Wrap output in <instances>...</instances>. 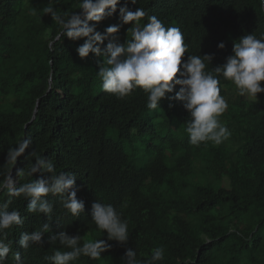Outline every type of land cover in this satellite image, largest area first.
Masks as SVG:
<instances>
[{
  "label": "trees",
  "instance_id": "obj_1",
  "mask_svg": "<svg viewBox=\"0 0 264 264\" xmlns=\"http://www.w3.org/2000/svg\"><path fill=\"white\" fill-rule=\"evenodd\" d=\"M127 2L130 10L142 7L166 26H178L188 54H213V68L225 63L242 36L264 33L260 0ZM48 3L0 0V166L9 148L29 138V151L52 159L57 172L76 176L77 198L85 210L72 217L59 197H49L51 217L32 214L28 201L0 191V203L8 202L9 210L18 209L23 218L10 230L13 252L5 264H15L17 251L22 264H47L44 256L60 247L51 237L61 231L79 232L85 241L106 239L91 222L96 200L122 213L130 239L125 246L109 241L112 248L102 259L81 257L74 264H123L128 249L147 260L158 246L165 248L162 264H264V94H258V102L239 95L231 101L235 87L222 80L221 95L229 108L220 119L232 132L230 144L193 146L184 131L188 113L181 103L164 99L160 108L150 110L142 90L125 99L102 91L101 58L81 59L76 48L83 40H55L59 26L42 12ZM73 4L54 0L55 7L69 13ZM118 16L103 21L97 31L118 24ZM128 27L121 28V42ZM32 160L22 157L16 167L27 168ZM197 164L204 165L202 181L193 171ZM219 170L226 174V188ZM44 224H50L51 233L43 243L21 249V233Z\"/></svg>",
  "mask_w": 264,
  "mask_h": 264
},
{
  "label": "clouds",
  "instance_id": "obj_2",
  "mask_svg": "<svg viewBox=\"0 0 264 264\" xmlns=\"http://www.w3.org/2000/svg\"><path fill=\"white\" fill-rule=\"evenodd\" d=\"M264 4V0H260ZM136 4L137 0H131ZM74 11H61L49 0L42 9L59 26L55 40L64 37L70 41L83 40L76 48L81 59L90 54L101 58L97 76L102 91L125 99L134 91L142 90L146 96V107L156 110L164 99L183 105L188 119L183 124L188 142L193 146L212 142L220 145L229 140L231 130L221 121L229 108L221 95V81L234 85L240 97L258 102V94H264V33L255 32L242 36L234 43L233 51L222 65L212 67L213 54H188L189 44L178 26H166L155 15L149 16L142 7L130 10L128 2L121 0H74ZM119 13V23L108 26L103 33L97 31L105 20ZM145 17L147 21L145 22ZM128 25L126 39L121 42V28ZM105 42H107L105 44ZM224 43L218 45L219 49ZM185 54L187 57L185 58ZM175 95H169L174 92ZM171 106V105H170ZM31 140L22 139L8 149L5 163L0 166V191L6 190L9 197L28 201L27 211L51 217L54 202L49 197H59L60 206L72 217H79L85 210L83 200L77 198L76 176L57 172L52 159L29 151ZM33 160L27 168H17L21 158ZM15 168V173L13 169ZM42 177L33 180L36 173ZM23 178L24 182H19ZM91 222L96 229L106 234V239L85 241L77 232L70 235L61 231L51 237L60 247L45 255L47 264H74L81 257L91 260L102 259V254L111 250L109 241L127 245L129 225L122 213L111 204L96 200L91 205ZM23 224L18 209L9 210L8 202L0 203V264H5L13 252L9 233ZM46 233H51L50 224L32 232H23L19 247L28 250L41 245ZM15 264H22L20 252L13 253ZM165 259L164 246L154 247L150 259L141 260L136 250L128 249L123 264H162Z\"/></svg>",
  "mask_w": 264,
  "mask_h": 264
},
{
  "label": "rangeland",
  "instance_id": "obj_3",
  "mask_svg": "<svg viewBox=\"0 0 264 264\" xmlns=\"http://www.w3.org/2000/svg\"><path fill=\"white\" fill-rule=\"evenodd\" d=\"M236 95H238V94H237L236 89H235V90H234V93L230 96V100H231V101L235 100ZM242 98H243V99H248V98H245V97H242ZM226 100H227V98H226ZM227 101H228V100H227ZM230 141H231V137L229 138V140H227V141H225V142H223V143H224L226 146H228V145L230 144ZM203 166H204V165H202V164H197V165H195V167L193 168V171H194V173H196L197 178H198L199 180H201V181L203 180V175H202V171H203V169H204ZM217 177H218V180H219V182H220V184H221L222 187H224V188L228 187V180H227V178H226V174H225L224 171L219 170L218 173H217Z\"/></svg>",
  "mask_w": 264,
  "mask_h": 264
},
{
  "label": "water",
  "instance_id": "obj_4",
  "mask_svg": "<svg viewBox=\"0 0 264 264\" xmlns=\"http://www.w3.org/2000/svg\"><path fill=\"white\" fill-rule=\"evenodd\" d=\"M264 7V6H263Z\"/></svg>",
  "mask_w": 264,
  "mask_h": 264
}]
</instances>
